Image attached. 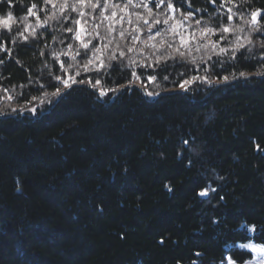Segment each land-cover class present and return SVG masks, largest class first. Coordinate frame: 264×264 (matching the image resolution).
<instances>
[{"label":"trees","instance_id":"16d2710c","mask_svg":"<svg viewBox=\"0 0 264 264\" xmlns=\"http://www.w3.org/2000/svg\"><path fill=\"white\" fill-rule=\"evenodd\" d=\"M62 2L54 8L44 0H0V15L11 11L14 17L11 32L0 28V43L11 49L0 51V264H224L228 255L236 264L252 260L239 244L264 245V75H257L264 72V33H253L251 52L241 49L232 59L231 49L216 54L232 34L227 41L219 31L201 35L204 27L229 25L221 0H172L168 12L166 4L150 3L154 15L164 13L161 21L174 17L151 31L136 16H146L145 8L108 9L105 15L118 12L112 23L121 14L124 21L114 25L108 49L107 40L92 39L106 67L97 71V61L84 71L92 53L81 51L73 60L80 41L64 30L78 27V13L65 9L70 19H47L61 15ZM32 3L40 20L24 21ZM236 3L246 13L261 9L264 26V0ZM226 6L232 5L226 0ZM83 11L85 42L96 24L107 36L109 21L101 23L100 10ZM190 11L193 16L178 25L181 33L169 31ZM243 23L234 17L230 26ZM25 25L37 35L13 42ZM120 51L126 55L119 57ZM109 54L119 58L108 61ZM162 56L167 59L157 62ZM56 76L84 83L65 89ZM192 77L211 83L197 79L185 91L167 93ZM96 79L104 88L126 87L112 102L117 92L100 97L88 84ZM56 88L66 92L55 105ZM205 188L208 198L198 195Z\"/></svg>","mask_w":264,"mask_h":264},{"label":"snow or ice","instance_id":"6c2138e0","mask_svg":"<svg viewBox=\"0 0 264 264\" xmlns=\"http://www.w3.org/2000/svg\"><path fill=\"white\" fill-rule=\"evenodd\" d=\"M8 2L11 4V0H8ZM45 4H51L54 8L57 7V0H44ZM213 3H215V0H212ZM152 3L155 5V8H160L162 5H167L165 12L172 11L174 10V4L172 3V0H140L139 4H133V0H126V3L123 5L116 4L110 2V0H76L74 3H69V0H63L62 3L59 4V11L61 13L60 16H58L56 13H53L51 17H48L47 19H53L57 20L60 18H63L64 20L70 19V17L66 14H64L65 9H70L72 12H77L79 17L78 19H75L73 23L77 25L78 27L74 30L73 28H65L64 30L69 32V33H75L73 36V39L80 41V46L79 49L75 51V54L72 55V59L75 60L77 55H80L81 51L84 52V55L87 56L88 52L92 53V56L88 58V60L81 66L84 71H89V66L93 65L98 61L99 67L96 69L99 71L100 69L106 67L105 60L101 58L100 56L97 55V53L101 52V48L93 45L92 39L93 38H99L100 40H107V43L103 45V48L106 50L108 49L109 44L112 43L111 39L109 38L111 33L115 30L114 25L115 24H120L124 21V15H119V18L112 23L113 18L118 16L117 11H112L111 15H105V12L108 9H119L120 13H125L128 11L130 7H143L147 10L146 16H142L140 13H136L137 19L138 20H143L144 25L147 27L149 31L152 30L154 25H158L161 22L164 24H168L170 20L174 19L173 16H168L165 18L163 21L158 19L159 16L164 15V13H156L154 15V10L153 7H150L149 4ZM228 4H231V7L226 6V0H221V7L225 8V12L227 14V20L229 21V25H223L220 26L219 28H210V27H204L201 31L202 36H207L210 34H215L217 31L220 32L219 39L227 41L228 39V34H232L234 36L233 41L228 45V47H220L219 51L216 53L218 56L221 54H227L229 53V49H231L230 57L232 59L236 58L237 53L240 52L241 49H247L249 52H251V49L254 45V41L252 40V34L253 33H264V26L261 25L260 21L258 20V17L261 15V9H254L251 10L250 12L246 13L244 10L241 9L240 5L236 3V0H227ZM87 6L90 9H99L100 10V21L101 23L103 21H109V24L106 26L107 27V36H101L100 32L98 31V28L100 27V24H96L93 29V33H89V39L87 42H85L83 36L81 35L83 28L81 26V18H83L86 14L83 11V8ZM233 8H236V11H233ZM37 5L35 3H32L30 6L27 7V14L23 18L24 21L28 20L29 16H33L37 19V21L40 20L39 14L36 11ZM193 12H187V13H182L183 19L181 21L177 22V25L172 26L169 31L175 33L176 31V26H178L180 23H183V21L189 20L193 16ZM87 15H92V13H87ZM146 17H153L152 21L150 22ZM234 17H238L239 19L243 20L244 23L242 25H234L230 26L231 22L233 21ZM13 13L11 11H7L5 14L0 15V28H2L6 32H11L13 28ZM47 19L44 20L43 24H39L38 26L43 27L44 25L47 24ZM95 19V17H94ZM129 23H132L131 20L128 21ZM84 23H87V21H84ZM195 23L199 25L201 23L200 20H196ZM140 28H137L136 31H140ZM127 30H121L120 31V36L125 37V32ZM25 32L28 34L26 35ZM244 32L246 33L244 36H240L237 33ZM94 34V35H93ZM37 35L35 28L31 27L29 25H25V31H20L17 32L16 36L13 37V42L17 38H22L24 41H27L30 36L35 37ZM156 36H162L166 35V33L162 34L160 31H157ZM139 39V36L135 35L133 33L132 35V40L136 41ZM150 39H155V37H150ZM180 42L181 45H185L187 43V40L185 36L181 35L180 36ZM166 43V42H165ZM208 44H205L204 47H208ZM168 47H172V45H168ZM212 48L216 47V42H213L211 44ZM69 49L73 48V45L69 44L68 45ZM259 48L261 50V55L262 58H264V41H261L259 43ZM133 49L131 47L128 48V51L131 52ZM0 51H8L11 52V49H8L5 47L3 43H0ZM176 52H178L181 56L184 55L183 52L179 51V48H176ZM43 54V53H41ZM64 55H68L69 53L64 52ZM242 54V53H241ZM53 55L58 59L60 53H53ZM126 53L124 51L119 52V57H124ZM119 57L109 54L107 57L108 61H112L115 59H118ZM95 58V59H94ZM160 59H167V56H162L159 57L157 62H159ZM0 63H3V61H0ZM68 67H73V65H68ZM61 68L64 69L65 72H67V68H65L64 63H61ZM80 73L77 72L76 75H79ZM133 75L135 76V72H133ZM242 77L247 78V74L241 72L239 74ZM257 75H264V72H258ZM167 79V77H164ZM55 79L57 81H60L63 84V87L65 89H71L72 86L76 83H84V81H77L74 76H68L67 78H63L61 76H56ZM150 81H154L156 79L155 76H150L148 77ZM197 79H203L207 81L208 83H211V81L207 80V77H192L191 80H184L180 83L179 87L182 90H186V85L190 84L192 81L197 80ZM229 79L228 76L223 77L224 81H227ZM88 84L93 88L98 90V94L100 97H105L108 95L109 92H118L120 89L118 88H104L102 86V82L100 79H96L95 82L93 83L91 80L88 81ZM126 87V86H124ZM7 91V89H5ZM47 95V94H46ZM53 96H61V89L56 88V91L52 93ZM147 95H159V93H147ZM11 99V97H9ZM35 99V97L33 98ZM58 103V101H57ZM13 111H16L13 109ZM33 113H35L36 109L33 108L31 109ZM187 143V141H185ZM19 191V189H17ZM211 191H215V189H211ZM209 194V189L205 188L201 190L198 195L200 196H206ZM222 199V197H221ZM161 243H163V240H161ZM242 247H250L253 252L256 253H264V245H252V244H246L242 245ZM197 256L200 255V253H196ZM227 264H235V261L229 260ZM258 264H264V258H262Z\"/></svg>","mask_w":264,"mask_h":264},{"label":"rangeland","instance_id":"374dc122","mask_svg":"<svg viewBox=\"0 0 264 264\" xmlns=\"http://www.w3.org/2000/svg\"><path fill=\"white\" fill-rule=\"evenodd\" d=\"M182 30H183L182 25H180V26H176V31H177V32L181 33ZM172 90H173V91H176V90H179V91H185V90H182V89H180V88H179V89H172ZM172 90H170V92H171ZM186 90H187V89H186ZM251 244H252V245H260V244H256V243H251ZM246 249L252 251L250 247H246ZM252 252H253V251H252ZM253 253H254V259H253V261H251V262L248 263V264H258V262H259L262 258H264V253H256V252H253Z\"/></svg>","mask_w":264,"mask_h":264},{"label":"water","instance_id":"95a60500","mask_svg":"<svg viewBox=\"0 0 264 264\" xmlns=\"http://www.w3.org/2000/svg\"><path fill=\"white\" fill-rule=\"evenodd\" d=\"M124 89H125V87H122L121 89H120V91H118L114 96H113V98H112V102L124 91ZM142 91L146 94V96H147V93H146V91L144 90V89H142ZM66 91H64L63 93H62V95L61 96H59L58 97V99L56 100V103H55V105L57 104V101L59 102V100L62 98V96L64 95V93H65ZM15 115H17V114H12V115H9L8 117H12V116H15ZM202 198H207L208 196L206 195V196H201Z\"/></svg>","mask_w":264,"mask_h":264},{"label":"flooded vegetation","instance_id":"af4514ba","mask_svg":"<svg viewBox=\"0 0 264 264\" xmlns=\"http://www.w3.org/2000/svg\"><path fill=\"white\" fill-rule=\"evenodd\" d=\"M208 198V197H207ZM251 243H255V242H247V243H245V244H239V247H241L242 245H246V244H251ZM257 244V243H256ZM237 246V245H236ZM241 248H244L245 250H247L246 249V247H241ZM247 251H250V250H247ZM252 252V251H251ZM253 253V252H252ZM253 259H254V253L252 254V260H248L246 263H244V264H248V263H250L251 261H253ZM229 260H232V261H235L234 259H232L231 257H230V255L228 256V259L226 260V262L224 263V264H227V262L229 261ZM235 264H236V262H235Z\"/></svg>","mask_w":264,"mask_h":264},{"label":"bare ground","instance_id":"6f19581e","mask_svg":"<svg viewBox=\"0 0 264 264\" xmlns=\"http://www.w3.org/2000/svg\"><path fill=\"white\" fill-rule=\"evenodd\" d=\"M226 83V82H224ZM224 83H221V84H224ZM145 90V89H144ZM146 91V90H145ZM170 91H168L167 93H169ZM171 92H174L173 90ZM209 197V194L207 195ZM242 247V246H241ZM240 248V247H239ZM229 256V255H228ZM231 257V256H230Z\"/></svg>","mask_w":264,"mask_h":264}]
</instances>
